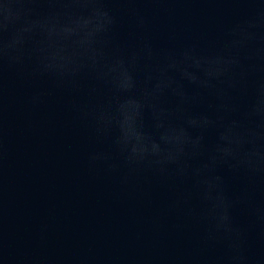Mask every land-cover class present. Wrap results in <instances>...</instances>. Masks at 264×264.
Segmentation results:
<instances>
[{
  "label": "clouds",
  "instance_id": "9594fccd",
  "mask_svg": "<svg viewBox=\"0 0 264 264\" xmlns=\"http://www.w3.org/2000/svg\"><path fill=\"white\" fill-rule=\"evenodd\" d=\"M192 3L235 6L217 40L178 41L174 21L190 9L176 5ZM13 78L30 88L29 112L62 94L87 134L85 168L114 181L118 199L152 206L163 190L145 222L157 235L195 227L186 250L13 255L3 190ZM229 177L242 180L239 191ZM0 262L264 264V0H0Z\"/></svg>",
  "mask_w": 264,
  "mask_h": 264
},
{
  "label": "water",
  "instance_id": "95a60500",
  "mask_svg": "<svg viewBox=\"0 0 264 264\" xmlns=\"http://www.w3.org/2000/svg\"><path fill=\"white\" fill-rule=\"evenodd\" d=\"M176 7L190 9L181 11L174 21L178 41L199 39L206 44L218 39L220 28L232 18L229 10L235 6L192 3ZM128 30L125 21L121 36ZM162 42L158 36L156 43ZM36 86L49 88L50 84L40 81ZM29 91L28 86L12 79L3 162L6 226L12 254L132 258L185 251L189 241L195 239V227L186 236L166 229L157 235L145 222L166 193L155 188L152 206L118 199L114 181L93 179L85 168L90 147L87 134L65 109L62 94L55 93L47 105L29 112L24 103ZM228 183L233 192L242 186V180L231 177ZM236 217L240 223H247L243 209L236 210ZM138 232L143 233L140 239L136 238ZM251 239L253 250L258 251L255 236Z\"/></svg>",
  "mask_w": 264,
  "mask_h": 264
}]
</instances>
